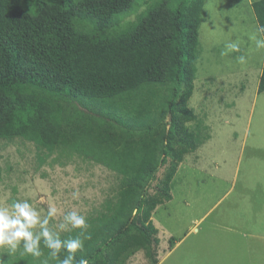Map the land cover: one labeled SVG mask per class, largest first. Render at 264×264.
<instances>
[{"label":"trees","instance_id":"16d2710c","mask_svg":"<svg viewBox=\"0 0 264 264\" xmlns=\"http://www.w3.org/2000/svg\"><path fill=\"white\" fill-rule=\"evenodd\" d=\"M206 1L0 0V142L20 147L37 168L61 167L70 153L74 162L84 159L76 167L114 178L101 189L99 210L86 217L91 239L76 260L132 264L141 256L140 264H158L173 249L170 238L160 253L154 216L173 201L177 174L209 128L191 107ZM251 1L264 26V0ZM142 2L139 18L113 31L116 16ZM16 166L0 175L13 179ZM41 250L34 258L21 246L0 259L58 264L43 240Z\"/></svg>","mask_w":264,"mask_h":264},{"label":"rangeland","instance_id":"374dc122","mask_svg":"<svg viewBox=\"0 0 264 264\" xmlns=\"http://www.w3.org/2000/svg\"><path fill=\"white\" fill-rule=\"evenodd\" d=\"M253 6L251 0L206 1L191 107L207 116L209 128L203 139L207 147L202 148V143L188 156L174 181L177 192L173 190L174 199L166 207L169 210L161 208L154 216L162 241L160 253L169 250L170 238L176 239L173 249L182 243L175 252L161 254L158 264H264V230L258 227L259 221L264 224V93L258 92L264 50L257 51L248 39L259 25ZM146 7L142 2L118 14L112 21L113 31L128 28ZM237 37L240 52L221 56L225 41ZM239 55L247 57L245 65L237 63ZM171 120L169 113L167 121ZM19 149L0 142V169L17 165L13 179L0 175V207L28 200L43 217L49 206H54L58 212L49 227L56 224L59 234L63 231L58 226L68 212L90 217L99 210L105 198L101 189L110 188L113 177L90 171L88 164L86 170L76 167L84 164V159L74 162L70 153L62 156L61 167L54 162L51 167L37 168ZM229 173L240 175L233 188V181L225 179ZM220 174L225 181L223 190L221 179L215 178ZM74 192L79 193L78 199ZM219 196L224 201L217 208ZM257 199L261 207L256 209ZM259 250L260 259L249 261L247 256ZM141 261L140 256L132 264Z\"/></svg>","mask_w":264,"mask_h":264},{"label":"clouds","instance_id":"9594fccd","mask_svg":"<svg viewBox=\"0 0 264 264\" xmlns=\"http://www.w3.org/2000/svg\"><path fill=\"white\" fill-rule=\"evenodd\" d=\"M248 39L254 43L257 51L264 50V26L258 25L256 30L248 34ZM241 41L229 39L224 43L221 56H229L231 53L240 52ZM237 63L245 65L247 57L239 55ZM74 198H79V193H73ZM57 208L49 206L47 214L41 217L40 212L30 204L28 200L13 201L10 207H0V250L8 255H13L18 249L23 248V254L39 258L43 255L41 241L49 250L48 255L58 261V264H89L86 258L76 260L75 254L84 251V240L91 239V235L85 230L88 228L86 217L76 211H70L63 216L59 224L60 231L79 229L75 237L61 239L59 232L50 228V221L57 216ZM135 213V210H134ZM39 229V231H36ZM66 255L60 258L61 251ZM0 264H5L0 259Z\"/></svg>","mask_w":264,"mask_h":264},{"label":"crops","instance_id":"0c3cea01","mask_svg":"<svg viewBox=\"0 0 264 264\" xmlns=\"http://www.w3.org/2000/svg\"><path fill=\"white\" fill-rule=\"evenodd\" d=\"M244 150L246 151V153L248 154V152H249V149L247 150L246 149V145H248L247 144V142L246 141H244ZM206 147H207V144H206V142L203 144V146H202V148H205L206 149ZM201 148V149H202ZM184 177H186V176H184ZM215 178H219V179H221L220 181V187L222 188V190L224 189V187H225V181H224V179H222V175L220 174V175H217V177L215 176ZM214 178V179H215ZM218 179V180H219ZM225 179H230V181L232 180L233 181V186H232V188L234 187V185H236V182L240 179V175L237 173V174H231V173H229V175H228V177L226 178V176H225ZM219 182V181H218ZM264 184V183H263ZM178 188H180L179 186H178ZM210 191H212V190H210ZM209 191V192H210ZM174 192H177V190L175 189L174 190ZM211 193V192H210ZM264 193V192H263ZM256 195H258V194H256ZM218 201L216 202V206H217V208H220L221 207V205H222V203H223V196H219V197H217L216 198ZM254 203H256V209L258 208V207H261V203H260V201L257 199L256 201L254 200ZM214 204H213V209H214ZM171 209V208H170ZM167 210H169V209H167ZM254 210H255V207H254ZM213 210H211V212H212ZM257 213H259L258 211H257ZM254 213H253V211H252V215H253ZM263 218H264V215H263ZM258 227L261 229V230H264V224L261 222V221H259V223H258ZM260 234H262V232H260ZM180 244H182L181 242H179V244L177 243L176 244V246H175V248L173 249V251L175 252V250L177 249V247L180 245ZM247 258H248V260L249 261H254V260H259L260 259V250L258 251V252H256V253H250L248 256H247ZM246 258V259H247Z\"/></svg>","mask_w":264,"mask_h":264}]
</instances>
